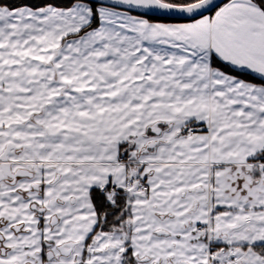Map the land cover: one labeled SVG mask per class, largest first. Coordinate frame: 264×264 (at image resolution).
I'll use <instances>...</instances> for the list:
<instances>
[{
  "label": "snow or ice",
  "instance_id": "1",
  "mask_svg": "<svg viewBox=\"0 0 264 264\" xmlns=\"http://www.w3.org/2000/svg\"><path fill=\"white\" fill-rule=\"evenodd\" d=\"M0 264H264V0H0Z\"/></svg>",
  "mask_w": 264,
  "mask_h": 264
},
{
  "label": "water",
  "instance_id": "2",
  "mask_svg": "<svg viewBox=\"0 0 264 264\" xmlns=\"http://www.w3.org/2000/svg\"><path fill=\"white\" fill-rule=\"evenodd\" d=\"M151 18L187 22V19L184 16L179 15V14L178 15H156Z\"/></svg>",
  "mask_w": 264,
  "mask_h": 264
},
{
  "label": "trees",
  "instance_id": "3",
  "mask_svg": "<svg viewBox=\"0 0 264 264\" xmlns=\"http://www.w3.org/2000/svg\"><path fill=\"white\" fill-rule=\"evenodd\" d=\"M154 21H161V22H172V23H178V22H182V21H175V20H163V19H156V18H152Z\"/></svg>",
  "mask_w": 264,
  "mask_h": 264
},
{
  "label": "crops",
  "instance_id": "4",
  "mask_svg": "<svg viewBox=\"0 0 264 264\" xmlns=\"http://www.w3.org/2000/svg\"><path fill=\"white\" fill-rule=\"evenodd\" d=\"M157 22H161V21H157ZM161 23H172V22H161ZM178 23H183V22H178Z\"/></svg>",
  "mask_w": 264,
  "mask_h": 264
}]
</instances>
